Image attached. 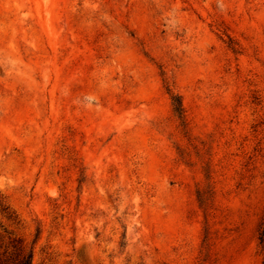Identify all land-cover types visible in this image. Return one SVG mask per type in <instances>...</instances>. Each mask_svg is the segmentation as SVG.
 I'll return each mask as SVG.
<instances>
[{
    "label": "rangeland",
    "instance_id": "374dc122",
    "mask_svg": "<svg viewBox=\"0 0 264 264\" xmlns=\"http://www.w3.org/2000/svg\"><path fill=\"white\" fill-rule=\"evenodd\" d=\"M263 228L264 0H0V264H264Z\"/></svg>",
    "mask_w": 264,
    "mask_h": 264
},
{
    "label": "trees",
    "instance_id": "16d2710c",
    "mask_svg": "<svg viewBox=\"0 0 264 264\" xmlns=\"http://www.w3.org/2000/svg\"><path fill=\"white\" fill-rule=\"evenodd\" d=\"M168 91L171 96V103H172L173 110L175 114L178 116V118L181 120L182 124L185 125L186 117H185V110H184L181 96L178 93L171 91L170 88H168ZM261 239L264 241V228H263V231L261 232ZM32 262H33V248H30L23 255L19 264H32Z\"/></svg>",
    "mask_w": 264,
    "mask_h": 264
}]
</instances>
